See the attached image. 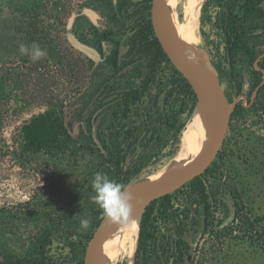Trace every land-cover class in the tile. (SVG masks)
<instances>
[{"label":"rangeland","instance_id":"1","mask_svg":"<svg viewBox=\"0 0 264 264\" xmlns=\"http://www.w3.org/2000/svg\"><path fill=\"white\" fill-rule=\"evenodd\" d=\"M204 3L195 36L180 24L181 5L169 6L167 11L177 16L170 19L169 33L188 42L190 61L195 60L200 48L206 75H212L220 84L234 109L238 105L244 109L231 117L220 151L201 175L207 191L215 194L211 200L213 224L207 232L202 207L197 201L189 205L185 197L190 189L183 186L172 193L175 208L184 211L180 225L185 226L184 239L190 244L189 257L186 255L183 264H264V69L253 66L244 49L228 55L218 21L220 9L209 7L203 14ZM151 9L152 0H0V261L3 263L84 264L88 242L102 219V211L91 199L95 195L91 181L97 172L114 179L112 167L103 163L99 151L100 135L114 124L113 109L102 106L101 99L106 93L110 94L109 99L120 95L109 88L103 93L105 86L120 82L125 86L139 85L144 78L149 79L151 86L145 93L143 106H150L157 95H163L161 89L175 68L170 59L163 60L156 64V74L148 75L150 50L133 46L143 23L151 19ZM175 21L180 22L181 28ZM202 31L209 44L205 43ZM244 37V44L259 61L264 56V15L250 19ZM34 41L46 51L35 63L19 52L20 44L30 46ZM114 51H118L117 65L111 59ZM139 71L143 75L139 76ZM175 100L176 95L167 103L160 102L173 107ZM53 107L62 109L74 140L54 149L29 150L23 135L26 124L42 113L50 123L56 116L50 110ZM195 110L190 117L184 115L186 127ZM154 147L153 151H158V142L155 141ZM181 149L180 142L176 154L150 164L125 189L177 170L175 163ZM168 150L169 146L163 153ZM236 201L250 221L252 234L232 229ZM85 218L91 220L87 230L80 227L81 219ZM177 223L158 220L149 264H163V259L175 252ZM134 261L135 255L132 264Z\"/></svg>","mask_w":264,"mask_h":264},{"label":"trees","instance_id":"2","mask_svg":"<svg viewBox=\"0 0 264 264\" xmlns=\"http://www.w3.org/2000/svg\"><path fill=\"white\" fill-rule=\"evenodd\" d=\"M146 1L150 2L151 0ZM263 3L264 0H206L202 9L203 14H206L209 7L220 9L218 21H221L220 26L228 55L233 56L236 49H244L252 65H258L261 69H264V56L256 61L255 52L244 44L243 38H245L246 27L250 19L253 16L264 15ZM147 8L150 9L151 6L148 4ZM204 20V15H202L201 22L204 23ZM202 35L205 43L209 44L210 41L204 31H202ZM133 43L134 47L139 46L150 50L151 68L148 75L156 74V64L163 60L169 61L167 54L155 37L151 19H147L143 23L141 30L133 39ZM111 59L114 60V65L118 64V51L113 52ZM255 70L258 72L257 69ZM138 75L141 76L143 73L139 71ZM168 79L161 89L163 92H160L163 95H157L156 100L150 106H143V98L151 86L149 79L144 78L139 85L125 86L120 82L105 86L103 93H106L109 88L113 92H119L120 96L117 99H109L110 94L106 93L101 99L102 106L113 109L114 124L107 133L100 135L99 151L103 163L109 168L112 167L114 179L124 187L150 164L160 161L164 156H172L177 153L182 132L186 127L184 115L187 114L190 117L197 106L196 94L192 86L177 69L171 70ZM174 95H176V103L173 107L163 106V103L160 102L167 103ZM243 109L242 105H238L233 110L232 118ZM50 110L56 115L50 123L46 120V114L42 113L26 124L23 135L29 150L54 149L74 140L62 117L63 111H60L62 109L53 107ZM58 110L59 113L56 114L55 112ZM89 124L92 125L91 120H89ZM90 134L92 135L93 132L91 131ZM155 141L159 144L156 152L153 151ZM168 146V152L163 153L164 148ZM185 187L190 189L185 195L189 205H193L197 201L198 206L203 209L207 232L213 224L210 221L212 216L211 200L215 199V194L207 191L202 176ZM239 206L240 203L236 201L237 209L232 221L231 226H234L232 229L240 228L245 233L252 234L253 229L250 227V221ZM183 212H179V209L175 208L172 193L156 199L146 206L139 225L134 264H149L151 262L157 239L158 220L178 221L177 225L179 226L175 252L163 259V264L185 263L186 255L189 257L190 244L184 239L185 226L181 227L180 225L183 220L179 218ZM188 260L193 262L191 257ZM0 264L6 263L0 261Z\"/></svg>","mask_w":264,"mask_h":264},{"label":"bare ground","instance_id":"3","mask_svg":"<svg viewBox=\"0 0 264 264\" xmlns=\"http://www.w3.org/2000/svg\"><path fill=\"white\" fill-rule=\"evenodd\" d=\"M204 1L205 0H166L164 19L167 35L178 53L199 73L206 75L205 64L202 59L200 48L197 49L198 54L196 52L197 56L195 57V60L190 61L187 58V53L190 49L189 45L187 44L188 42L184 43L183 40H181L183 37L178 39L177 34L179 31L177 34L174 32L177 35V38L175 35H170V19H175L177 16L173 12H170V10L167 11L169 6L181 5L183 8L182 22H175L178 23V25L179 23L183 24L184 28L187 29V31L191 33L192 36V34L194 35L195 31H197L196 29L199 24L200 11ZM172 21L173 20H171V22ZM172 23H174V21ZM175 28H173V30H177ZM182 35H184V33ZM185 37V40H187V35ZM208 66L212 70L210 62H208ZM206 76H208V74ZM218 111L222 116L221 108H218L217 110V108H214L213 106L197 103V109L195 110L194 116L188 123L182 136L181 153H179L175 163L177 170H174V172L170 170V172L153 176L151 177L153 180L164 179V177L170 179L178 178L188 174L197 167L200 157L206 153L209 145L216 139L218 135L215 126V118ZM146 182L147 181H140L130 185L127 188V191H134L135 189L144 185ZM142 213V209L132 211L131 220L123 225H116L111 222L109 223L104 245L96 264H132L138 244L139 225Z\"/></svg>","mask_w":264,"mask_h":264},{"label":"water","instance_id":"4","mask_svg":"<svg viewBox=\"0 0 264 264\" xmlns=\"http://www.w3.org/2000/svg\"><path fill=\"white\" fill-rule=\"evenodd\" d=\"M165 6L166 0H152L151 22L156 39L159 41L163 51L167 54L175 68L192 86L197 96L198 103L213 106L217 108V110L221 108L222 116L218 111L215 118V126L218 135L209 145L206 153L200 157L197 167L181 177L149 181L134 191H128L132 196V201H130L132 204V211L142 209V212H144L146 206L150 205L154 200L177 191L206 173L225 141L234 110V104L223 91L220 84L214 78L203 75L192 67V65L178 53L170 41L166 32L164 19ZM109 223L110 222L103 216L88 242L84 264L97 263L108 232Z\"/></svg>","mask_w":264,"mask_h":264},{"label":"clouds","instance_id":"5","mask_svg":"<svg viewBox=\"0 0 264 264\" xmlns=\"http://www.w3.org/2000/svg\"><path fill=\"white\" fill-rule=\"evenodd\" d=\"M19 52L21 55H27L33 63L46 55V51L35 41L30 46L20 44ZM91 187L95 193L91 199L109 222L123 225L131 220L132 196L121 183L109 178L107 173L97 172L91 181ZM90 226L89 218L81 219L80 227L83 230Z\"/></svg>","mask_w":264,"mask_h":264}]
</instances>
